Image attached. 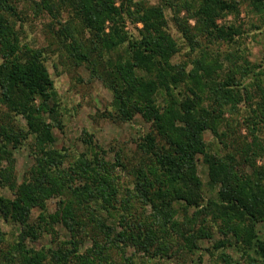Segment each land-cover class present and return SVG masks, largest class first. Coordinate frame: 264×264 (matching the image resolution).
I'll list each match as a JSON object with an SVG mask.
<instances>
[{
	"label": "trees",
	"instance_id": "16d2710c",
	"mask_svg": "<svg viewBox=\"0 0 264 264\" xmlns=\"http://www.w3.org/2000/svg\"><path fill=\"white\" fill-rule=\"evenodd\" d=\"M165 1L0 0V264H168L172 257L202 264L203 251L214 264H264V163L256 165L264 152V69H253L248 85L239 65L225 73L224 59L199 39L234 43L238 27L218 20L238 12L237 0ZM28 6L60 25L59 50L111 91L107 118L149 124L134 149L111 154L88 133L81 152L56 145L54 128L64 123L50 46L24 41ZM167 6L190 58L175 60L182 47ZM241 103L250 133L243 141L239 120L226 116ZM22 147L32 162L19 177ZM45 234L51 239L40 244Z\"/></svg>",
	"mask_w": 264,
	"mask_h": 264
},
{
	"label": "rangeland",
	"instance_id": "374dc122",
	"mask_svg": "<svg viewBox=\"0 0 264 264\" xmlns=\"http://www.w3.org/2000/svg\"><path fill=\"white\" fill-rule=\"evenodd\" d=\"M144 1L151 4L166 3L165 0ZM237 2V13L229 12L218 20L220 23L232 24L238 27L239 33L235 36L236 40L234 43L225 41L213 43L210 41L209 36L203 33L200 34L199 39L203 43V46L208 48L209 52H212L214 55L220 54L224 59L225 73L229 72L233 61L236 65H239L240 71H237V77H241L242 82L249 85L252 83L253 78H255L253 69L257 72L264 69V0L259 5H254L252 0H237ZM28 7L26 14L28 20L25 23L26 33L24 41L34 46H50V50H48L50 56L47 59V65L54 79L57 97L60 101L61 119L64 123L63 129L54 128L56 145L59 148H68L71 152H81L85 149L83 138L87 137L88 133L92 135L94 143L102 145L111 154H114L118 149L124 151H128L129 148L134 149L135 138L144 135L149 129V124L145 123L140 116H136L131 122H118L107 118L105 113L112 108L111 91L105 87L102 81L91 78L90 71L85 66H77L64 55L63 51L59 50L55 30L60 25L52 24L51 18L48 15L36 13L32 7ZM165 10L169 29L182 47L181 51L176 54L175 60L181 61L194 56L195 53L189 54L191 50L190 46L173 19L175 8L167 6ZM180 15L185 16V11H181ZM189 22L192 26L195 25V20L190 19ZM48 25H51V28ZM138 26H141V24L139 23ZM127 28L137 33L136 25L128 23ZM61 53H63V57L60 55ZM247 115L248 106L246 108V105L243 103L239 105L237 111H226L228 118L239 120V125L235 126V133L237 138L242 141L250 134L245 122ZM205 139L211 142L214 141V143L217 141L210 131L205 133ZM248 139L250 140L251 136ZM28 153V147H22L20 150L17 149L15 151L17 158L16 170L19 177L22 171L32 162V158ZM263 163L264 152L262 156L256 159V165L261 166ZM198 167L199 173L205 182L207 180V167L203 163L202 155H199ZM205 192L206 195L213 193L208 191L206 186ZM48 205L52 211L55 210L57 200H49ZM38 214L39 210H34L33 218ZM10 228V225L6 227L7 230H11ZM50 239L51 235L45 234L40 244H46ZM86 243H92V240H87ZM211 245L212 243L208 241H205L203 244L204 247H211ZM125 250V254H131V249ZM112 253L116 259H121L118 251L113 249ZM230 253L239 259L238 255L231 251V249ZM202 254V264L217 263L216 259L211 257L208 252L203 251ZM179 261L176 257H172L168 264H177ZM185 263L191 264L188 260ZM151 264L154 263L152 262Z\"/></svg>",
	"mask_w": 264,
	"mask_h": 264
}]
</instances>
